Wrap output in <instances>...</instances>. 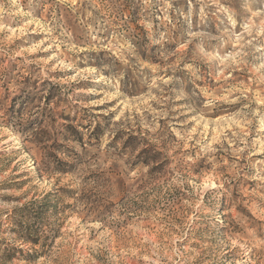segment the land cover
<instances>
[{
    "label": "rangeland",
    "instance_id": "374dc122",
    "mask_svg": "<svg viewBox=\"0 0 264 264\" xmlns=\"http://www.w3.org/2000/svg\"><path fill=\"white\" fill-rule=\"evenodd\" d=\"M0 264H264V0H0Z\"/></svg>",
    "mask_w": 264,
    "mask_h": 264
},
{
    "label": "trees",
    "instance_id": "16d2710c",
    "mask_svg": "<svg viewBox=\"0 0 264 264\" xmlns=\"http://www.w3.org/2000/svg\"><path fill=\"white\" fill-rule=\"evenodd\" d=\"M37 202L38 201L31 203L30 206L28 205V206L24 207V209L29 212V215H34V214H35V216L38 215L35 212L38 211V213H40L39 208L41 209V212L44 213L47 210H49L50 207H52V206H49V204H43V206L38 207ZM28 231H30V232H28V234L26 232L27 236H25V238H23V240H25V242H27V243L32 244L33 246L39 245V239L37 238L38 234L36 233V231L30 230V229Z\"/></svg>",
    "mask_w": 264,
    "mask_h": 264
}]
</instances>
